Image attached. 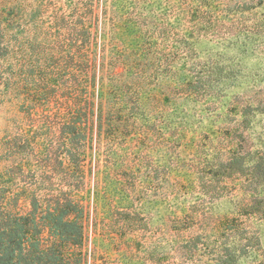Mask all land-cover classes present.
Returning a JSON list of instances; mask_svg holds the SVG:
<instances>
[{
    "label": "rangeland",
    "instance_id": "rangeland-1",
    "mask_svg": "<svg viewBox=\"0 0 264 264\" xmlns=\"http://www.w3.org/2000/svg\"><path fill=\"white\" fill-rule=\"evenodd\" d=\"M71 201L68 264H264V0H0V206Z\"/></svg>",
    "mask_w": 264,
    "mask_h": 264
},
{
    "label": "trees",
    "instance_id": "trees-1",
    "mask_svg": "<svg viewBox=\"0 0 264 264\" xmlns=\"http://www.w3.org/2000/svg\"><path fill=\"white\" fill-rule=\"evenodd\" d=\"M72 203L47 210L44 224L36 207L21 215L0 206V264H68L73 258L69 251L83 238V225L74 215L80 207Z\"/></svg>",
    "mask_w": 264,
    "mask_h": 264
}]
</instances>
